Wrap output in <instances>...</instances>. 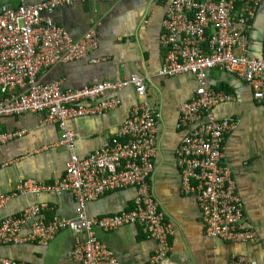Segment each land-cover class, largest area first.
<instances>
[{
  "label": "built area",
  "instance_id": "built-area-1",
  "mask_svg": "<svg viewBox=\"0 0 264 264\" xmlns=\"http://www.w3.org/2000/svg\"><path fill=\"white\" fill-rule=\"evenodd\" d=\"M85 1L20 0L18 7L0 11V118L43 114L46 123L59 126L58 145L69 153L61 179L54 183L19 181L14 191L0 195V210L14 198L29 194L70 192L76 200L72 219L53 216L44 220L43 212L49 210L46 204L32 205L19 215L3 219L0 245H46L58 233L70 230L82 237L81 243L69 251L71 259L79 264H121L97 231L137 225L158 243L151 264H174L171 238L175 229L166 221L149 182L155 169L159 114L146 100L145 80L130 75L80 89H62L60 83H45L40 78L43 71L85 58L97 49L100 38L95 29L75 40L53 16L57 9ZM263 2L172 0L160 38L165 60L159 76L190 74L198 83L192 97L178 108L177 129L185 131L175 152L182 192L196 198L209 237L236 244L253 243L259 234L245 221L244 201L232 170L223 162L225 140L235 122L217 117L214 109L231 101L232 96L209 87L207 79L210 70L220 68L243 79L254 99L264 102V48L260 58L249 55V35ZM129 87L143 100L133 107L116 136L80 158L75 152L78 135L67 128V122L115 109L121 103L116 94ZM22 135L1 133L0 145ZM128 188L137 191L131 209L104 217L87 214L89 202ZM26 224L30 231L23 235ZM233 260L246 263L243 256ZM0 264L41 263L0 257Z\"/></svg>",
  "mask_w": 264,
  "mask_h": 264
},
{
  "label": "crops",
  "instance_id": "crops-1",
  "mask_svg": "<svg viewBox=\"0 0 264 264\" xmlns=\"http://www.w3.org/2000/svg\"><path fill=\"white\" fill-rule=\"evenodd\" d=\"M37 3L43 0H27ZM172 0H86L57 9L54 19L78 40L95 29L100 43L87 57L59 63L40 74L45 83L58 82L62 89H80L104 81H118L130 75L145 80L146 100L157 108L155 169L149 182L166 221L175 233L171 238L174 264H238L233 257L243 256L245 264H264V102L253 97L250 86L240 77L220 68L209 71L207 84L232 100L215 107L219 118L232 119L235 128L226 137L223 162L232 170L238 192L245 204V221L256 228L257 241L236 244L207 235L205 223L194 195L184 194L176 162V148L185 131L177 129L180 104L188 101L197 89L193 75L161 77L165 60L160 46L163 22ZM20 0H0V6L18 7ZM249 38V55L260 56L264 48V2L254 20ZM93 60H97L94 62ZM121 103L115 109L96 115H85L67 122V128L78 135L75 152L89 156L112 139L133 107L143 99L129 87L116 94ZM107 97H109L107 95ZM1 99V93H0ZM21 132L0 145V195L15 190L21 180L35 179L54 183L65 174L68 151L59 146L60 128L46 123L41 113L0 118V134ZM135 188L107 193L87 205L92 217L114 215L133 207ZM46 204L42 218L53 216L72 219L76 200L70 192L60 195L40 193L14 198L0 210V222L16 216L28 207ZM30 225L23 226L27 235ZM100 240L121 264H151L158 243L147 237L137 225L111 232L97 231ZM82 241L80 234L66 230L46 245L22 243L0 245V257L41 264H79L68 255Z\"/></svg>",
  "mask_w": 264,
  "mask_h": 264
},
{
  "label": "water",
  "instance_id": "water-1",
  "mask_svg": "<svg viewBox=\"0 0 264 264\" xmlns=\"http://www.w3.org/2000/svg\"><path fill=\"white\" fill-rule=\"evenodd\" d=\"M3 8H7V9H9V7H4V6H0V11H2L3 10ZM13 8V7H12ZM256 19V18H255ZM253 27H254V24H253ZM262 55H263V49H262V53H261V55L260 56H256L257 58H260V57H262ZM255 264V263H254Z\"/></svg>",
  "mask_w": 264,
  "mask_h": 264
}]
</instances>
